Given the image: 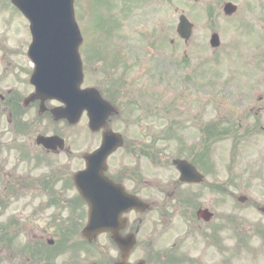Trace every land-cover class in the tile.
<instances>
[{
    "label": "flooded vegetation",
    "instance_id": "obj_1",
    "mask_svg": "<svg viewBox=\"0 0 264 264\" xmlns=\"http://www.w3.org/2000/svg\"><path fill=\"white\" fill-rule=\"evenodd\" d=\"M10 1L0 0V23L7 25L0 35V255L6 250L12 259L29 254L22 264H237L244 256L252 264H264V0H181L197 8V16L176 8L173 24L171 0H130L120 15L112 14L120 23L113 27L112 40L105 34L109 23L102 21L98 36L86 37L81 48L84 84L92 78L100 82L84 88L96 89L114 112L104 129L86 135L84 142L93 148L86 151L74 148L73 126L55 118L57 101L28 102L35 88L25 80L27 57L11 29ZM183 15L190 32L185 26L179 33ZM130 18L134 23L129 36L123 31ZM213 35L220 38L216 49L210 46ZM203 44L213 55L230 53L242 100L233 96L224 132L217 121L202 133L195 94L193 114L184 122L187 106L182 107L184 132L176 139L177 153H155L153 134L142 132V143L127 132L132 117L122 106L123 99L124 104L138 97L149 102L154 89L151 84L135 85L133 95L125 85L134 82L139 66L138 73L151 81L152 67L155 75L161 74L162 96L168 99L171 91L177 92L170 109L163 110L162 139L170 140L177 101L181 109L185 98L191 99L189 93H195ZM159 57L161 65L155 63ZM15 59L21 62H5ZM16 79H23L27 88ZM154 110L150 105L148 114ZM83 118L88 120L86 114ZM108 131L120 135L122 146L108 157L98 188L90 187L92 175L85 176L83 198L75 177L87 171L86 156L100 148ZM55 137L63 143H39ZM222 141L226 148H218ZM177 161L187 168L179 171ZM169 168L172 172L162 181L159 170ZM138 200L147 205L146 212L137 211ZM93 203L99 205L100 233L89 240L84 230ZM16 206H22L19 213L7 215ZM131 237L135 245L127 248Z\"/></svg>",
    "mask_w": 264,
    "mask_h": 264
},
{
    "label": "rangeland",
    "instance_id": "obj_2",
    "mask_svg": "<svg viewBox=\"0 0 264 264\" xmlns=\"http://www.w3.org/2000/svg\"><path fill=\"white\" fill-rule=\"evenodd\" d=\"M127 1H130V0H126L125 3H124V0H115V3L112 0H76L75 9H76L77 21L79 22L83 31L85 30L88 37L96 36L94 35L93 30L89 28L90 26H92L93 22H95L96 26H98L99 24L101 25L103 20H107L106 18H108L110 22H111V19L113 20V22H115L114 18L112 17V13L116 12L118 15H120ZM169 5H170L169 16H170L171 24L175 23L176 20L178 19V14L175 12L176 8L186 10L189 13L193 14L194 16H197L196 14H194L198 12L197 8H194L193 6L188 5L186 3H182L181 0H171L169 2ZM115 7L116 9H114ZM10 9H11V19L16 24L15 25L14 23H10L12 27L11 29L14 30V35L19 37V41L21 44L19 47V50L23 54H27L28 47L31 44L29 24L27 20L21 14H19L18 11L13 9L11 6H10ZM112 9H113V12H112ZM0 22L2 21L0 20ZM133 23H134V19L130 18L127 24L128 29L125 30L127 31V33L123 31L124 35L131 33L130 27L131 25H133ZM17 27H18V30L16 29ZM6 29H7V25L5 23H0V35H1V32L5 31ZM223 31L225 32V30ZM105 34L109 36L107 37L109 40H112L111 38L113 37L112 24L107 25V30ZM123 34L120 33L116 36H122ZM6 35L8 36V34ZM14 35L11 34V36H14ZM171 36L172 34H170V37ZM143 45L144 43H142L140 46L138 44V47L140 48ZM10 46H13V45L10 44ZM206 47L207 46L206 45L204 46L203 44L202 53L207 58L202 59V64H201L202 76L200 74L198 75L197 86L195 87V93L194 92L189 93L191 95V99L185 98V102H183V104L181 103V109L177 101L176 109L178 110V115L176 114H175L176 116L172 115L170 119V127H169L170 130L168 134L172 133L173 137L175 136V138L177 139H178V134H180L181 132H184V129L180 131V128L178 127L176 128L171 124H173L174 119L177 118L176 121L178 122V125H180L179 118L181 116L182 107L184 105L187 106V108L185 110V115H183V118H181V122L182 121L184 122L187 116L189 115L192 116L193 109H190V107L192 106L191 100L194 98L195 94H196L195 96L196 101L199 103V105L196 104V107H197L196 111L200 112V118H201L200 127L202 126L203 128L206 126V124L210 122H217L219 120H222V122L226 124V118L229 116V107L231 105V102L233 101V96H235V100H242L243 93L240 88V84L238 83L237 80H235L233 73L229 72L230 68H232V63H229V59H228L229 56L227 57V53L225 52L224 56H220V61H217L216 59L217 57L215 56L214 58V56L212 55V52ZM209 56L211 59L208 58ZM161 58L163 57L157 58L159 60H155V63H158L159 65H161V63L163 62ZM18 60L19 59L5 60V62L6 64L9 62L16 63L18 62ZM144 60L147 61L148 56H145ZM140 69L141 67L139 66L137 68V73L134 74V82L133 83L127 82L125 86L128 90H131L130 93L134 95V92L136 93L135 85L142 86V84H151L152 89H154V91L153 93L149 92V96L152 97L154 94V99L150 98V101L145 103L138 97L136 101L132 100L131 102H128L125 104H124L125 99H123L122 106H123L124 114L127 115L128 117H132L130 120V123L128 125H125V127H128L127 132L129 131L132 132L133 137L135 136V138L141 139L143 141L142 143L145 142V140L142 139L143 138L142 132H144V134H147V135L153 134V139H154L153 145H154L155 153L158 151L160 154H167V155L168 154L172 155L174 153L176 154L179 149V143L176 140H174V138H172L171 135L169 136L168 139L170 140L168 141L163 140L162 137L164 133V127L166 124L165 123L166 121L164 120L163 110L164 108L170 109L173 96L177 94V92L171 91L168 99L166 97H163L162 96L163 92L161 93L159 89L160 86L162 85V82L159 80L161 77V74L155 75L156 69L150 67L151 71L154 70V75L152 74V80L150 81L148 80L147 77L142 76L141 73H138ZM157 70L159 71L160 67H158ZM16 73H17V70H14L12 76H15ZM136 74H137L138 79L136 78ZM26 76L27 77L25 80L27 83L28 72L26 73ZM131 77L132 75L128 76L127 79L130 80ZM115 79H118V78L114 77L112 80H115ZM16 82L21 87L27 88V84L25 83L23 79H16ZM23 82L25 83L24 85L22 84ZM89 82L99 83L100 79L92 78L89 80ZM89 82H85L84 87L87 84H90ZM5 84L6 83L3 82V85ZM118 84L121 85L120 83ZM122 87L124 88V86ZM177 97L179 98V96ZM131 99H134V98H131ZM150 105H153V108L155 109L152 112V116L148 114V108L150 107ZM186 127L187 125L184 126V128ZM87 128H88V123H87L86 118H84L78 126L74 127L73 134H74V148L75 149H84V151H86V150H89L87 148L91 147V143L84 142L86 140V135L89 133V130ZM142 146H144V144H142ZM226 147H227L226 141H222L220 145L218 146V148H226ZM90 149H93V148H90ZM76 151L77 150H75V152ZM77 163H79L78 158L75 159L73 162L74 167H76ZM157 167L158 166L156 165V168H154L155 174L158 173L157 169L159 168ZM170 172H172L171 168L167 169V171L159 170V174L157 175L160 178H162V181H163L166 179V177L169 175ZM21 208L22 206H16L15 210L13 212L8 213L7 215L18 214ZM20 237H19L20 241L23 242L25 240V237L23 236H20ZM239 253L240 252H234V255L235 256L242 255ZM29 257H30L29 254H26L25 258L23 259H22V256H19V257L15 256V259H12L14 258L13 254L9 253L6 250L4 251V255L3 254L0 255V261L2 262V263L0 262V264H22V262L25 261V259ZM252 261L253 260L251 258L244 256L243 258L238 260L236 263L237 264L239 263L252 264L251 263Z\"/></svg>",
    "mask_w": 264,
    "mask_h": 264
},
{
    "label": "water",
    "instance_id": "obj_3",
    "mask_svg": "<svg viewBox=\"0 0 264 264\" xmlns=\"http://www.w3.org/2000/svg\"><path fill=\"white\" fill-rule=\"evenodd\" d=\"M14 4L31 22L33 44L30 58L37 67L36 75L45 76L51 91L67 103L66 96L73 95V121L79 119L85 109L83 92L80 90L82 82V68L79 46L82 37L74 17V0H13ZM67 73H63L66 70ZM60 99V98H59ZM71 118V115L68 116ZM108 137L106 136L105 139ZM104 145V149L96 154L99 164L100 153L107 155L111 148ZM93 167L92 169H97ZM99 171V170H98Z\"/></svg>",
    "mask_w": 264,
    "mask_h": 264
}]
</instances>
